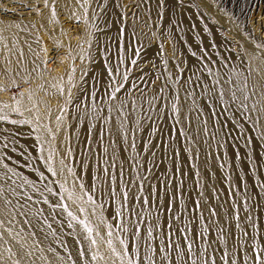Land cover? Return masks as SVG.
Listing matches in <instances>:
<instances>
[{
	"label": "rangeland",
	"instance_id": "374dc122",
	"mask_svg": "<svg viewBox=\"0 0 264 264\" xmlns=\"http://www.w3.org/2000/svg\"><path fill=\"white\" fill-rule=\"evenodd\" d=\"M171 1L174 10L182 9L183 16L172 15L170 21L163 0L89 4V13L110 9L119 34L118 56L103 76L104 95L97 107L99 120L110 123L111 134L104 139L103 129L99 130L98 147L89 159L88 133L74 138L70 129L72 117L88 106L86 71L97 66V54L90 62L77 59L71 50H60V41L48 49L50 41H45V32L35 25L45 12L42 0H0V20L22 21L32 36L33 59L42 72L39 79H52L63 68L45 66L52 51L71 55L72 67L67 89L44 87L37 94L42 106L29 107L43 119L40 122L18 109L23 99L31 100L33 86L40 80L29 79L21 65L20 70L8 69V57L0 62V117L5 118L0 119V165L15 172H5V179L11 183L30 178L33 184L25 196L19 194L20 201L42 204L47 194L50 208L72 217L84 253V261L75 260L58 242L36 237L20 216L10 218L0 211V221H4L0 232L6 228L11 234L5 237L6 246L15 249L18 241L30 253L21 264H141V259L143 264H212V260L216 264H258L253 256L264 252V145L255 124L242 106L229 111L221 107L222 120L209 116L207 134L213 140L206 147L200 130L192 136L185 128L189 123L182 124L184 110L176 97L172 101L165 95L171 91L172 77L174 87L192 79L189 62L203 75L209 68L230 75L236 63L244 73L254 71L246 41L264 53V0L252 5L247 4L249 0ZM206 6H213L220 19ZM69 21L57 14L48 30L61 28V39L85 35L80 20ZM212 30L222 39L217 38L221 45L214 43ZM185 35L190 36V44H184ZM202 42L207 43L206 48ZM227 93L234 99L243 89L232 81ZM48 107L50 112H45ZM157 110L159 118L152 115ZM207 111L211 114L209 107ZM231 115L239 117L234 121ZM197 123L201 125V120ZM48 125L52 133L43 134ZM78 138L85 147L76 152ZM223 147L228 148L227 153L222 152ZM86 159L94 160L91 178L99 179L100 186L89 184L90 177L85 182L79 172L82 164H89ZM229 178L235 179L234 187L227 183ZM62 223L68 232L67 222ZM40 224L49 230L45 220Z\"/></svg>",
	"mask_w": 264,
	"mask_h": 264
},
{
	"label": "bare ground",
	"instance_id": "6f19581e",
	"mask_svg": "<svg viewBox=\"0 0 264 264\" xmlns=\"http://www.w3.org/2000/svg\"><path fill=\"white\" fill-rule=\"evenodd\" d=\"M42 1L43 4H47L50 7L45 6V12L40 14L39 20H37L35 25L40 28L41 31L45 32L42 35L43 38L46 37L45 41H50L51 45L47 46V48L50 49L53 44L59 43L60 41L62 42L60 50H71L74 57L77 59L83 58L87 59L90 62V58L96 56V54L98 57L97 66L91 65L92 67H87V69H89L86 71L87 73L85 78V88L87 90L85 93V100L87 101L88 106L86 105L84 112H82L80 115L72 117V128L70 129V132L72 133L74 138L79 137L81 133H88L86 148L88 146L89 152H86L88 153L90 159V156H92L94 149L98 147L96 146L97 144L95 143V141L98 140L99 130L103 129L102 132L104 139H107V137L111 134L110 123H103L99 120L97 107L101 104V100L104 95L103 85H100L103 81V76L106 74L107 68L112 67L114 60L118 56L119 52L117 45L119 41L117 24H114L113 12L108 8H104L102 11H92L91 13H89L88 11V6L90 3L94 2L93 4L99 7V5H103L106 0ZM257 1L258 0H249L247 1V4L252 5ZM163 2H165L167 7V11L165 12L166 14H164L168 17L169 21L172 15L176 14L178 18L179 16H183L182 9L174 10L171 0H163ZM212 7L206 6L210 14H213L215 16L216 20L220 19L219 16L221 17V14L219 15L216 11H214L215 9H212ZM57 14H61V16L66 18V20H70L69 22L74 21L75 19L80 20L84 24L83 30L85 32V35L78 36V39H73V36L71 35H69V37H63L64 39H61V37H58L59 33L62 32L61 28L53 26L54 30L52 32L49 31L48 27L50 24L55 23ZM95 18L98 19L95 21ZM34 20H36V18ZM22 23V21L20 23H15L10 20H0V62L4 57H8L10 59L8 69H11V71L15 69L20 70L19 65H21V70L28 75L29 79H39V76L42 75V72H39V63L36 64L33 59L35 48L33 43L31 42L32 36H29V34H27L28 29L26 32V28L21 25ZM181 25H184V22H181ZM215 31L216 30H212V33L214 34L213 41L214 43L219 45L220 41L218 39L220 38ZM184 39V44H190V36L185 35ZM123 42L124 44H126V40H123ZM246 43L247 45H245L246 47L248 46L247 53L249 55L247 58H249V60H251L252 58V60L254 61V63H252L255 67L254 71L249 70V72H245V74L244 72L240 71L239 68H237L236 63V68L230 75L224 76L217 68H209L207 70V75H203L199 72V67H197L196 64L189 62V74L192 76L191 80H188L184 83L179 82L176 87H174L173 85L174 78L172 77L170 80L169 84L171 87V91L166 93V98L168 100L172 99V101H174V98L176 97L180 107H182L184 110L181 116L182 124L185 126L184 122L189 123L187 126H185V128L187 132L192 136L196 135L200 130L201 137L206 141V147L210 145L211 141L213 140L211 135L207 134V132H209V116L213 115L215 117L214 119H219L220 121L223 119V117L221 116L222 114L218 112V110L222 107V109L229 111L233 106H242L243 108H245L247 112L246 117L250 120V122L252 121L255 124L257 135H260V140H262V143L264 145V53H262L261 51H257L252 42L246 41ZM206 44V42H202V47L206 48ZM80 45H82V47ZM70 56L71 55L63 54L59 51H52L46 56L47 61L45 63V66L47 68H56L60 66H63V68L60 72L55 73V76H53L52 79L45 80L43 77L39 79L40 84H35L33 86V91H31L30 93L31 100L29 101L27 99H23L22 102L18 105V109L20 111H23V113H29L31 118L38 119L40 120V122L43 121V119H41V117H38L35 112L30 111L29 107L36 103L42 106L41 99H39L37 94L44 87H50L55 89L56 91H62L68 88L72 70V67L69 63ZM3 70L5 71V69ZM80 71H82V69L78 70V72ZM232 81L239 82L240 86L243 89V93H237L234 96V99L230 98L229 94L227 93L229 91V83ZM206 95H208V97ZM111 104L116 105V101H113ZM208 107L211 109V114H208ZM47 111L50 112L49 107L45 110V112ZM235 111H239V109ZM152 115L153 117L159 118L160 112L157 110ZM238 117L239 116L231 115V119H233L234 121H236ZM210 118L212 117L210 116ZM198 120H201V125H198ZM42 132L43 134L52 133L50 125L44 127V129H42ZM83 146L84 143L80 140V138H78L75 143L76 152H78V150H80V148ZM222 152L227 153L228 148L223 147ZM253 152L255 151L251 149V153ZM86 160L89 162L88 159ZM92 161L94 162V160ZM91 162H89L86 167L82 164V167H80L78 170L85 182H88V179L90 177L89 184L94 183V185L100 186L99 179L91 178V176L93 177L92 170H94L92 165L94 163ZM119 162L121 163L120 159ZM9 171V169H5L3 165H0V187L4 189L3 194L0 195V211L6 213L10 218L16 215L20 216L21 221H24L32 228V232L36 237L41 238L45 242L56 241L64 246L68 250V252L72 254V257L75 260H79L81 262L84 261L81 233L79 228L76 226L73 218L62 213L60 210L59 211L61 212V214L56 212V208L55 210L50 208L52 203L50 198H46L47 194L45 195L46 197L43 195V197L45 198L42 197L44 199V202L42 204L35 202L34 198L32 199L34 201H20L19 194L22 193V196H25L23 193L28 192L29 185L33 183L31 179H27V177L25 179L21 178L23 181L21 180L20 182L9 183L5 179V176H8V174L6 173H9ZM10 172L15 173L12 170ZM13 173L11 174L13 175ZM212 174L213 180L216 182V174L214 172H212ZM18 178H20V176ZM227 181V183H229L231 187H234V178H229ZM28 196L30 195L28 194ZM8 201H11V203H7ZM26 210L28 213L27 216L24 215ZM3 216L4 218L6 217L4 214ZM16 219L18 220V217H16ZM40 220H45V222L50 225L49 230L47 229V227L45 228L40 224ZM63 221L67 222L68 224V232L62 229ZM37 222H39V224ZM33 225L42 227L43 232H36V229L33 227ZM45 234H47V238H44Z\"/></svg>",
	"mask_w": 264,
	"mask_h": 264
},
{
	"label": "snow or ice",
	"instance_id": "6c2138e0",
	"mask_svg": "<svg viewBox=\"0 0 264 264\" xmlns=\"http://www.w3.org/2000/svg\"><path fill=\"white\" fill-rule=\"evenodd\" d=\"M46 7H50L49 5H45ZM116 91H119V88L115 89ZM7 106V105H6ZM0 119H5L4 117H0ZM134 146V145H132ZM153 147H155V145H153ZM105 171H107V169H105ZM4 192V189L2 187H0V195H2ZM173 196H175V193H173ZM30 199V198H29ZM146 202V201H145ZM7 203H11V201H8ZM168 208H165V211H168ZM27 210L25 211L24 215L27 216ZM176 219H179V217H176ZM30 222V221H29ZM4 221H0V224H3ZM39 224V222H37ZM33 227L36 229V232H43V228L42 227H38L37 225H33ZM179 231V230H178ZM247 234V233H246ZM11 234L7 232V229L5 228V230L3 232H0V241H3L4 244V251L0 252V264H8V262H13V264H21V261L30 255V253L28 251L25 250L24 245L23 244H19V242L17 241L16 243L19 245L18 247H16L15 249L7 247L6 245L8 244V240L5 239L6 236H10ZM133 235L135 236V233H133ZM44 238H47V234H45ZM194 240H195V236H194ZM42 243V241H41ZM94 243V242H93ZM188 248H191V245L188 246ZM248 251H253L251 248L248 249ZM5 253H8L7 256H5ZM222 259L224 258V255L222 254ZM253 259L256 260L258 262V264H264V252H261L260 255L253 256ZM129 264H132L131 261H129ZM141 264H143V259H141ZM212 264H216L215 260H212Z\"/></svg>",
	"mask_w": 264,
	"mask_h": 264
}]
</instances>
